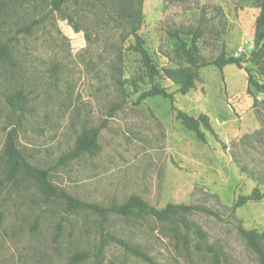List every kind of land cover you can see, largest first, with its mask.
<instances>
[{"label": "rangeland", "instance_id": "obj_1", "mask_svg": "<svg viewBox=\"0 0 264 264\" xmlns=\"http://www.w3.org/2000/svg\"><path fill=\"white\" fill-rule=\"evenodd\" d=\"M4 2L0 46L12 58L0 61V264H150L108 234L158 264H262L240 229L264 231V199L233 210L241 195L264 192V93L248 90L249 73L264 83V56H254L259 0H145L140 35L158 70L154 78L130 49L134 38L121 43L120 31L100 25L93 13L76 18L89 41L67 18L74 6L61 13L50 0ZM198 28L204 35L197 62L224 51L244 67H204L183 95L166 70L193 66L174 33L190 43L188 32ZM155 85L175 94L178 109L208 116L206 141L182 125L170 99L138 102ZM16 91L28 97L19 108L6 99ZM105 121L96 154L61 161L85 129ZM14 130L18 161L8 152ZM26 164L47 170L53 187L83 201L110 207L138 195L158 209L198 205L215 214L103 221L47 197Z\"/></svg>", "mask_w": 264, "mask_h": 264}, {"label": "trees", "instance_id": "obj_2", "mask_svg": "<svg viewBox=\"0 0 264 264\" xmlns=\"http://www.w3.org/2000/svg\"><path fill=\"white\" fill-rule=\"evenodd\" d=\"M186 1V0H179ZM145 0H50L52 10L61 13L65 12L67 7L74 6V14L67 15L70 23L73 24L76 31H85L80 26L79 21L76 18L82 19L87 12L93 13L97 22L103 26H111L113 29L120 31V41L124 43L128 38L133 37L134 43L130 46V49L140 54L142 61L147 69L148 75L154 78L158 75V70L154 61L145 46V42L140 35V30L143 23V7ZM5 2L0 0V13L4 9ZM260 13L256 22V47L254 56L260 58L264 56V47L259 48L261 42L264 40V0H259ZM25 32L30 33L31 27H25ZM192 35L191 42H186L181 36L180 32L176 31L174 36L181 42V49L185 57L192 63L193 69L189 71L178 72L175 70H166V75L178 85V91L186 95L193 88L196 79L199 77V72L202 68L207 66H215L219 69H223L228 65H235L239 69H243L244 61L235 56H229L224 51L214 60L206 62H197L194 58L200 52L198 40L204 35L202 28L196 30H190L188 32ZM87 39L90 41V35L85 31ZM12 58L11 49L3 44L0 46V61H7ZM120 87L123 86V81L117 79ZM248 90L255 88L258 92L264 93V83L256 81L252 74H248ZM137 88V83H134ZM162 96L171 100L173 106L175 102V94L169 92L166 88L161 86H152L148 90L141 91L138 102H142L147 98ZM8 103L19 108L28 101L27 95L22 91H16L6 96ZM257 102V101H256ZM120 107L117 105L110 111L109 116H113L115 111ZM177 112V118L181 121L182 125L188 130L195 133L197 138L202 141H206V132L203 128L211 129V124L207 115L202 114L198 118L178 109L174 106ZM106 126V121L101 127L85 129L77 138L76 145L73 150L66 154L61 161L66 163L71 160L78 159L83 155H94L100 150L99 137L102 128ZM17 131L14 130L9 135V148L8 152L13 159L18 161L19 153L15 146V137ZM28 175L35 177L39 180L43 193L47 197H59L67 202L69 208L78 211H89L98 215L103 221H108L111 215H117L126 219L137 218L141 219L147 216H152L160 222H171L181 216L191 214L194 212H204L209 214H215L209 209L198 205H185V204H168L163 209H158L151 206L143 198L138 195L130 196L125 202L121 204H113L110 207L100 205L98 203H91L83 201L72 194L53 187L49 181V172L47 170H41L31 165L24 166ZM264 199V192L259 187H256L251 194L241 195L233 205V210L246 205L249 202H259ZM241 235L247 241L249 247L260 257L261 263L264 264V231L240 229ZM200 236H203L201 232H198ZM107 237L121 245L126 251L130 252L136 257L142 258L150 264H158L153 258L142 251L139 247L132 245L128 241L121 239L115 235L108 234ZM179 239H184L180 233H177ZM78 257L83 260L85 257L83 254H79Z\"/></svg>", "mask_w": 264, "mask_h": 264}]
</instances>
